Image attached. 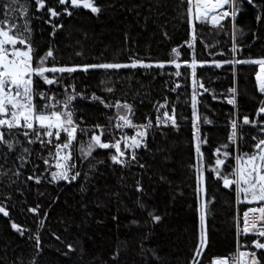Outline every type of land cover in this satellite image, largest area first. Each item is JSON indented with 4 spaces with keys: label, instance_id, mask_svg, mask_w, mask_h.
<instances>
[{
    "label": "snow or ice",
    "instance_id": "snow-or-ice-1",
    "mask_svg": "<svg viewBox=\"0 0 264 264\" xmlns=\"http://www.w3.org/2000/svg\"><path fill=\"white\" fill-rule=\"evenodd\" d=\"M257 9V22L264 21V2L257 4L255 0H177L174 11L175 19L186 25L188 39L184 42L187 48L185 54L191 50L192 58L178 62L181 52L178 47H172L167 61H145L142 58L129 57L127 63H65L61 64L54 55L56 49L48 42L47 50L42 51L36 44L34 20H42L50 26L49 37L54 38L64 25L63 17H72L73 10L87 9L93 15L103 11V6L97 0H4L0 4V187L15 190L21 195L24 191L19 187L24 184L31 191L35 185L38 197L51 195L40 190L43 185H50L63 191L64 187L79 184V191L86 190L90 181L101 166L115 171L121 170V186H125L123 173H131L133 168L140 171L131 173L136 177L131 187L139 195L136 206L144 213L145 226H155L163 220L157 214L155 207H149L148 202L141 197L145 193L143 175L150 167L141 162L140 152L150 153L149 137L155 138L157 132L166 135V129L179 130L180 120L188 117L178 116L176 102H169L167 96L163 102L153 104L154 119L146 115L144 122H136V110L127 100H105L96 92H89L85 84L78 90L77 81L94 72L103 70L106 74L111 70L121 69L145 71L159 69L158 75L181 77V65L191 70L192 93L191 107V147L194 163L188 165L194 175V195L196 197V212L199 216L198 241L194 247L189 264H202L204 250L209 246V236L206 228V217L210 212V205L215 197L208 198L207 181L222 183L223 189L234 192L235 205L238 206L235 221L236 250L228 256L212 257L207 264H264V56L259 58H237L242 51L237 36L244 32L236 24L238 14L244 3ZM154 5V6H153ZM149 10L161 6V0H153ZM34 9V11H33ZM37 13L39 15H37ZM159 15H163L160 13ZM230 26L232 44L229 51L231 59L198 60L196 57V43L199 40L205 51L215 47L206 41L203 28H208L215 35L229 34ZM200 26H203L200 27ZM163 35L168 38L167 31ZM257 33L253 32V42L257 40ZM219 43V41H216ZM247 47H251L248 45ZM210 56H223V52L209 51ZM81 56V52H76ZM232 68L233 83L227 89L224 97L228 105L233 107L229 114L227 126L230 128L226 142L213 147L208 133L201 131V124L213 123L207 116L201 117L198 95L209 93L213 100L218 99L214 90L205 87L197 79V67L211 65L221 68L222 65ZM166 65L174 66V72L165 73ZM242 65H256V91L260 99L252 118L245 114L239 115L237 67ZM111 76H108V81ZM107 81L101 80V84ZM169 89L176 92L181 85L172 82ZM168 82L166 81V85ZM202 89L203 93H198ZM106 93H113L114 87L102 89ZM179 97H177V100ZM187 103V100L185 101ZM86 104L103 106L106 110H114L112 115L102 113L107 123H89L90 117L85 114ZM254 129L250 139L251 150L242 146L246 143L245 128ZM131 134H129V131ZM205 149L208 150L206 157ZM163 151V149H158ZM165 160L169 157H164ZM207 173V175H206ZM23 177V179H21ZM160 181L167 178L160 176ZM119 197V192L112 193ZM60 199L58 192L52 197L48 209ZM9 203L16 207L11 192L0 196V214L7 218L11 229L24 236L29 233L32 241V252L27 264H41L44 252L41 241V231L44 230L49 212L40 202L28 206L26 212L35 218L36 231L33 232L12 218ZM26 204L27 201H21ZM21 211H25L21 208ZM116 217H113L115 220ZM98 223H100L98 221ZM132 224L140 226V221L133 219ZM51 235L59 241L66 251L61 254L68 256L76 251L73 243H68L52 232ZM150 233H145L143 239H148ZM57 251H60L58 248ZM146 250L141 242V255ZM151 251V250H147ZM120 250L113 253L111 259L118 260ZM152 255L157 260L155 252ZM13 264H25L23 254L16 257Z\"/></svg>",
    "mask_w": 264,
    "mask_h": 264
},
{
    "label": "trees",
    "instance_id": "trees-1",
    "mask_svg": "<svg viewBox=\"0 0 264 264\" xmlns=\"http://www.w3.org/2000/svg\"><path fill=\"white\" fill-rule=\"evenodd\" d=\"M3 2L4 0H0V4ZM255 2L261 4L264 0ZM97 3L103 6V11L98 15L81 8L73 10L72 17H63L61 22L64 27L54 38L48 35L51 31L50 26L43 24L42 20H34L32 26L36 44L45 51L48 42L51 41L56 49L54 55L61 64L127 63L129 57L142 58L146 62L167 61L171 59L172 47H178L181 52L178 62L191 60V50H188L187 54L184 51L187 48L184 42L188 39L186 25L174 18L177 0H161V6L154 11L149 10L153 0H97ZM160 13L163 15H159ZM256 15L257 9L245 2L236 21L237 26L244 32L242 37L237 36L242 48L237 58L264 56V21L258 23ZM162 26L163 31H167L168 38L163 35ZM226 27H229V34L220 33L218 36L214 31L210 33L208 28H203L206 41L215 44V47L205 51L203 44L198 40L196 43L198 60L232 58L229 51L232 44L231 31L227 22ZM253 32L258 36L255 42L252 39ZM248 45L251 47H247ZM209 51L223 52L224 55L213 57L208 54ZM76 52H81L82 55L76 56ZM236 67L240 90L237 97L239 115L247 114L252 118L260 99L255 85V72L258 71V66ZM175 70L174 66L166 65L163 71L169 73ZM160 71L121 69L118 72L111 70L106 74L103 70H95L87 78L81 74L77 88L79 90L87 84L89 92L94 91L105 100L113 102L116 99L127 100L136 110V122H144L145 116L149 114L154 119L153 104L157 101L162 103L165 96L170 103L176 102L178 116L188 117L187 120L179 121L181 127L178 131L169 128L165 130L164 136L157 132L154 139L149 137V147L152 151L140 152L141 162L150 165L143 175L146 191L141 199L146 200L149 207L157 208V214H161L163 220L155 226H145L146 213L136 206L135 201L139 194L131 187L136 178L131 173L140 171L136 168H133L131 173L128 171L123 173L126 178L123 187L119 179L121 170L113 171L104 166L91 177L84 192L79 191V184L70 188L64 187L63 191L50 185H43L40 190L51 195L38 197L35 185L29 191L24 184H20L19 187L24 191V195L21 196L15 187L11 189L0 187V196L11 192L16 202L15 208L9 203L12 218L33 232L36 231L35 218L26 212V208L40 202L48 210V219L44 230L41 231L44 248L41 264H189L199 232L194 175L188 167L190 163H194V152L191 147V70L182 63L181 77L158 75ZM197 79L210 91L214 90L219 97L213 100L211 94L198 89V93H203L202 96L198 95V99L201 100L198 111L201 117L207 116L213 121L211 125L201 124V131L209 134L215 147L226 142L230 131L227 124L233 107L227 104L224 97L228 95L227 89L233 83L232 68L227 64L221 68L198 65ZM101 80L107 83L101 84ZM172 82L181 85L176 92L169 91L173 86ZM105 87H114V92L111 94L104 92L102 89ZM84 111L90 117L89 123L97 122L99 118L98 122L106 124L107 120L102 113L112 115L114 110L86 104ZM244 131L246 143L242 147L251 150L250 136L255 130L246 127ZM205 153L207 157V149ZM166 156L169 159L165 160ZM161 175L167 178L165 182L160 181ZM206 188L208 198L214 196L215 202L210 205V212L206 217L209 246L204 250L202 264H207L212 257L228 256L236 250L234 192L223 189L222 183L218 184L214 180L207 181ZM58 192L60 199L48 209L52 197ZM114 192H119V197L113 196ZM24 200L27 201L26 204L21 203ZM21 208L25 211H21ZM113 217L116 219L113 220ZM133 219L140 221L139 227L131 223ZM52 232L66 242L73 243L76 251L68 256L62 255L66 248L55 240ZM145 233H150L146 240L143 239ZM28 235L27 232L24 236L14 232L7 218L0 214V264H13L15 258L21 254L27 264L32 252V241L28 239ZM141 242L146 250L143 255L140 254ZM58 248L60 251H57ZM117 249L120 250V255L119 259L114 261L111 257ZM152 252L159 257L158 260L153 257Z\"/></svg>",
    "mask_w": 264,
    "mask_h": 264
},
{
    "label": "built area",
    "instance_id": "built-area-1",
    "mask_svg": "<svg viewBox=\"0 0 264 264\" xmlns=\"http://www.w3.org/2000/svg\"><path fill=\"white\" fill-rule=\"evenodd\" d=\"M239 14H240V13H239ZM239 14H238V16H239ZM128 131H129V134H131L130 130H128ZM237 207H238V206H236V210H237Z\"/></svg>",
    "mask_w": 264,
    "mask_h": 264
}]
</instances>
